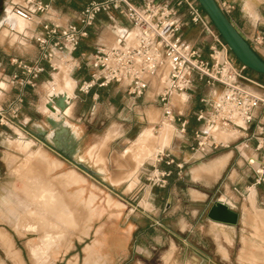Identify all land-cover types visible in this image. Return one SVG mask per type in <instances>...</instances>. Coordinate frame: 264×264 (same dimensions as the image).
I'll return each instance as SVG.
<instances>
[{"label": "rangeland", "instance_id": "rangeland-1", "mask_svg": "<svg viewBox=\"0 0 264 264\" xmlns=\"http://www.w3.org/2000/svg\"><path fill=\"white\" fill-rule=\"evenodd\" d=\"M9 1L0 0L2 34L9 32V27H24L8 6L4 10L3 4ZM250 1L264 6V0ZM109 35L110 30L104 28L101 36L112 38ZM10 40L9 35H0V63L4 70L10 68L12 72L15 67L9 63L11 55L3 58L5 52H12L8 43L23 46ZM93 40L94 36L88 37L84 47L90 50ZM79 63V67L70 63L74 79L76 71L85 73L84 64ZM51 77L40 78L34 90H27L14 123L0 124V264H85L88 256L91 264H264V181L253 185L246 165L238 172L247 179L241 187L238 184L240 194L229 193L237 198L234 205L239 213L238 222L230 225L206 217L207 203L224 198L221 179L209 183L208 179L202 180V174L192 176L196 169L210 168L213 161L226 157L218 156L228 151H233V161L237 156L232 144L204 156L195 153L197 157L185 160L177 152L192 155L186 144L193 142L192 128L196 123L189 117V128L179 138L176 123L161 122V110L153 101L152 90L147 91L148 97L133 98L123 86L110 83L94 99L89 92L74 88L77 111L82 115L77 120L70 115L80 132L72 157L94 171L88 173L38 136L35 140L25 121L28 114L43 120L44 83ZM5 82L6 86L0 82L1 87L5 86L4 90L0 88V110L12 95ZM246 84L253 90H262L253 83ZM59 88L53 86L50 90ZM200 89L204 91L205 87ZM27 97L32 105L26 103ZM171 100L179 109L188 106L189 112L201 104L193 94L182 103L176 94ZM150 113L155 117L149 119ZM166 124L172 125L169 141L173 134L174 140L163 147L164 155L159 160V153L146 151L141 142L148 143L149 137L154 141ZM148 125L153 126L151 136L146 131L149 135L145 132L138 139L139 132ZM214 132L227 135L230 131ZM92 144L98 146L90 158L86 150ZM224 161L217 169H210L211 180L219 174ZM225 175L226 169L222 177ZM193 189L209 198L191 200Z\"/></svg>", "mask_w": 264, "mask_h": 264}, {"label": "built area", "instance_id": "built-area-1", "mask_svg": "<svg viewBox=\"0 0 264 264\" xmlns=\"http://www.w3.org/2000/svg\"><path fill=\"white\" fill-rule=\"evenodd\" d=\"M216 1L228 16L232 5ZM9 6L35 27L31 34L35 54L8 58L15 67L7 78L12 95L0 110V124L8 126L17 120L27 90L35 89L43 73L51 75L67 62L77 67L82 62L88 76L77 83L79 92L88 93L110 83L123 86L133 98H142L152 90L161 122L176 123L178 132L183 133L187 119L175 109L171 96L191 89L199 80L214 87L215 93L199 98L201 105L193 112L197 126L190 150L204 156L232 144L237 158L251 172L252 184L264 181V84L245 76L246 67L234 63L227 45L196 0H144L141 7L132 0H88L74 20L65 22L44 16L49 14L48 1L11 0ZM178 7H183L190 22L209 37L206 57L181 36L182 22L174 17ZM113 12L125 17L129 30L118 32L111 45L97 44L77 60L74 52L89 36L96 17L105 14L111 18ZM252 42L260 46L263 36L255 34ZM246 82L262 90H253ZM216 129L229 130L234 137L225 142L216 140ZM158 153L162 160L163 151ZM234 190L240 194L237 188Z\"/></svg>", "mask_w": 264, "mask_h": 264}, {"label": "crops", "instance_id": "crops-1", "mask_svg": "<svg viewBox=\"0 0 264 264\" xmlns=\"http://www.w3.org/2000/svg\"><path fill=\"white\" fill-rule=\"evenodd\" d=\"M13 1L14 2H20V1H17V0H13ZM44 1H48V3H49V14H44V16H47V17H49V18H51L52 20H55V21L65 22V21L74 20L75 13L79 9H81L82 6L88 0H44ZM156 1H161V0H156ZM225 1H229L233 5V8H232L230 14L228 15V18L230 19V21L233 23V25L238 30V32L242 35V37L250 44V46L254 49V51L261 58L264 59V6L261 4L262 2H258V1L255 2V1H250V0H225ZM132 2L136 6L141 7L142 3L144 2V0H132ZM3 6H4V10H5V8L7 6L10 8L9 2L8 3L5 2L3 4ZM174 17L177 20H180L182 22V27H181V30H180L181 36L184 39L188 40L194 47H196L203 57H206L207 53H208L207 46H208V43L210 41L209 37L206 34L203 33V31L200 29L199 26H197V25H195V24L190 22L189 17H188V15L185 12V9L183 7H178V8L175 9ZM19 18L24 22V27H23L22 30H15L14 28L9 27V32H7L5 34H2L3 26L0 25V35L1 36L9 35L11 40L15 41V43H18L20 46H23V47H19L18 45H14V42H12L10 40L11 43L9 42L8 46L12 48V52L11 51L10 52H5L6 53L5 56L3 55V58H5V59H7L10 55H16L18 53H19L18 55H21V56H26V55L33 56L35 54V48H34V45H33L32 41H31V34H32L33 30L35 29V27L33 26V24L28 23L27 20H25V19H23L21 17H19ZM104 28L107 29V30L108 29L110 30V34L111 35H109V36L112 37V38H108L107 36L106 37H102L101 36V33H102ZM129 28H130V25H129L128 21L119 12H113L111 18L108 17L105 14H99L96 17V19L94 21V24L90 28V31H89V36L88 37L94 36V40H93L92 44L90 45V50H89V48L84 47V42L86 40H88V37H87V38L83 39L80 42L79 46L77 47V49L74 52V55L75 56H79L82 53H89V52H91L94 49V47L97 44L111 45L115 41L116 34H118V32H122L124 29H128L129 30ZM255 34H260V35L263 36V42H262V44L260 46L254 44L252 42V38L254 37ZM14 39H16V40H14ZM231 56H232V59L234 60V63L237 66H240L241 63L238 60H236V58L233 56V54H231ZM0 58H1V55H0ZM70 63L69 62L65 63L64 65L61 66L59 71L53 72L51 75L48 74L47 72L43 73L41 75L40 78H42L44 76H52L51 79H49L48 81H46L44 83V85H45V94L43 96V102H42V105H41L42 112H45V114H43V120L41 121V120L35 118L34 115H32V114L29 115L28 114V115L25 116V119H26L25 121H27L29 123V125H30L29 128L31 129L30 133L32 134V137L35 140H36L35 137L38 136V138H39V135L37 134V129L35 127L36 125L41 126V128L44 129V131H46L47 133L52 131L50 125L46 122V119H45L46 115L49 114L48 109H45L46 108L45 102H46V99H47L46 95H47L48 92L52 91V90H50L51 87H53V86L54 87H58V86L62 85V82L59 79L60 73L63 72L64 70H67L68 71V76L71 79L70 96H72V101L66 107V109L64 111V119H65V121H67L72 126V130L75 133V137H74L75 141H74V143L71 146V148H72L71 154H73V153L76 152V148H77L76 147L77 146L76 142H77L78 138L80 137V134H79L80 132L77 129L76 124H74V122H72V117L71 116L74 115L75 118H76L75 120H77V118H80L78 116L82 115V113L77 111L78 99L74 98L75 96L73 95V89L76 88L77 83L81 79L86 78L88 76V71H87L86 68L83 67L84 70H85V73L82 74V72L76 71L75 73H76V76H77L76 78L77 79H74L70 75V69H71ZM7 64H8V62H7ZM0 68L3 71V80H0V82H3L5 84V86H6V82L5 81H7L8 75L10 74L12 69H10V68L8 69L7 68L6 70H4V66L2 67L1 63H0ZM243 73H244L245 76H247V77H249V78H251L253 80H256V81H259V82L260 81H264L263 80L264 78L260 77L259 74L255 73V72H252V71L248 70L247 68H244ZM261 84H264V83L262 82ZM108 85H110V84H108ZM108 85L102 86V87H94V88H92L89 91L88 96L91 97V95H92V97L95 99L96 97L99 96L98 94L102 93L103 90L108 89L107 88V87H109ZM5 86H2V87L0 86V88L4 90ZM201 86L205 87L204 91H200L201 90L200 89ZM124 90H125V88H124ZM214 91H215L214 87L205 86L203 84V82H201L199 80H196L194 86L191 89H188V90H186L185 92H182V93H175V94L178 97L180 96V98H182V100H181V103H182V102H184L187 99V97H189V95L193 94L199 100V98L202 95H213L215 93ZM2 94H3V92L0 90V95H2ZM148 94H150V93H148ZM148 94L146 92L145 95H147V97H148ZM26 103H28L29 105L33 104L31 99H29L28 97L26 99ZM200 105L201 104H199L198 106H200ZM42 107L44 108V110L42 109ZM174 107H175L176 110L182 112L184 114V117H186V119H187L186 128H189V120H190V118L192 120H194V122L196 123V121L194 119L193 112L197 108L189 112L188 106H182L180 109L177 108L175 105H174ZM188 113H190V114H188ZM148 115H149L148 116L149 119H152V117H155L154 113H150ZM187 115H189V116H187ZM153 121L154 120H151V122H153ZM167 124L169 125V123H167ZM196 126H197V123L192 128V134H193ZM166 127H168L167 130H166ZM152 128H153L152 125H148L147 127H145L142 131L139 132L138 139L140 137H142V135H146L147 132L151 136ZM172 130H173V127H172L171 124H170V127L163 125V127L160 130V133H159L158 137L154 141H151V137H149L150 139H149L148 143L141 142V143H143L142 148L148 149L149 152L154 153V154L160 152L165 145H169L174 140V134H173L172 138L169 141V134H170V131H172ZM145 132H146V134H145ZM178 133H179V136H180L179 138H182L184 134L180 133V132H178ZM149 134H147V135H149ZM213 134H214L215 138L218 137L219 141H226V139H229L230 137H234V133L231 132V131L229 132V134H227V135L222 134L220 137L215 132H213ZM124 135H125V133H124ZM44 143H47V142H44ZM190 144H191V142H189L186 145L189 146ZM183 145H185V144H183ZM96 146H98V145L97 144H92V145H90L87 148L86 154L90 158H93ZM177 153H178V155L180 154V155H183L184 157H186V158H184L185 160H188L191 157H197V156H194V155H196L194 152H192V155H187V153H185L183 151H179ZM222 156H226L224 164L220 168L219 174L213 180H211V176L209 174L211 172H209V171H207L205 169L202 170V168L201 169L200 168L196 169V172L195 173L193 172L192 176L194 174H196L197 176L202 174V176H203L202 180L205 181V180L208 179L210 181L209 183H212V182L214 183V182H217V180L221 179L220 180V186H222V188L224 189V194H223L224 198L217 197L214 200H219V201L225 203L226 205H228L233 210L238 212V209H236L235 205H234V203H237V200H236L237 198H234L229 193L230 192H235L236 193V191L234 189L235 188L238 189V184H239V187H241V185L246 181L247 178L243 177V175H239V173H238L239 171L242 170V167L245 168V164L243 162H241V160H238L237 157H234L233 161H231V157L233 156V151H231V152L228 151L226 153L221 154L218 157H222ZM145 159H143L142 162ZM134 164H135V162H134ZM162 167L169 168L171 166H164L163 165ZM203 167H205V166H203ZM225 169H226L227 175L222 177V172L225 171ZM193 178H194V176H193ZM191 194L193 196V198H191V200H193V201L201 202V201H205V199L209 198V195H207L204 192L201 193L200 191H198L196 189L191 190ZM214 200L212 199V201L207 203V205H206L207 209H208V207L210 206V204Z\"/></svg>", "mask_w": 264, "mask_h": 264}, {"label": "water", "instance_id": "water-1", "mask_svg": "<svg viewBox=\"0 0 264 264\" xmlns=\"http://www.w3.org/2000/svg\"><path fill=\"white\" fill-rule=\"evenodd\" d=\"M202 10L210 18L214 28L221 36L233 56L246 68L258 74H264V59L261 58L250 44L242 37L235 28L228 16L222 11L216 0H196ZM46 106L49 114L46 115V122L52 131L46 132L41 126L36 125L37 134L42 142H47L52 149L63 154L76 166L88 173H94L80 160L72 157V144L75 141V133L72 126L65 121L64 111L72 101L71 97L65 94H54L48 92ZM206 217L210 220L235 225L238 222L239 214L225 203L214 200L206 210Z\"/></svg>", "mask_w": 264, "mask_h": 264}, {"label": "bare ground", "instance_id": "bare-ground-1", "mask_svg": "<svg viewBox=\"0 0 264 264\" xmlns=\"http://www.w3.org/2000/svg\"><path fill=\"white\" fill-rule=\"evenodd\" d=\"M58 76V75H57ZM59 79H60V81L62 82V85L60 86V88L58 89V90H52V91H50V93H54V94H56V95H58V94H65V95H67L68 97H71L72 98V96H70V86H71V79H70V77L68 76V71L67 70H64L63 72H61L60 73V77H59ZM175 97V96H174ZM46 102H47V99H46ZM46 102H45V106H46ZM71 103V102H70ZM69 103V104H70ZM175 103V102H174ZM46 109H48L47 108V106H46ZM48 111H49V109H48ZM167 126V125H166ZM167 128L168 127H166V130H167ZM223 130H225V129H223ZM223 132V131H222ZM221 132V133H222ZM219 134L218 136L220 137L222 134ZM158 148V147H157ZM156 149V148H155ZM154 149V150H155ZM146 151H149L148 149H146ZM151 153V152H150ZM147 155V154H146ZM226 157H223V158H221V159H217V160H215V161H213V163H211V165L209 166L210 168H207V169H205V170H207V171H209V172H211L210 171V169L212 170V169H217V167L221 164V161H223L224 159H225ZM220 160V161H219ZM32 167V166H31ZM206 168V167H205ZM201 169V168H200ZM202 170H203V168H202ZM57 179V178H56ZM53 180V179H52ZM51 180V181H52ZM54 181V180H53ZM52 184V183H51ZM55 186V185H54ZM58 188V187H57ZM60 188V187H59ZM51 189V188H50ZM52 190V189H51ZM50 190V191H51ZM54 190V189H53ZM42 191H44V190H42ZM48 191V190H47ZM59 193V192H58ZM45 194V193H44ZM50 194V193H49ZM48 194V195H49ZM60 194V193H59ZM63 194V193H62ZM52 195V194H51ZM50 195V196H51ZM49 199H51V197H49L48 196V200ZM63 199V198H62ZM63 201V200H62ZM66 201V200H65ZM67 202H65L64 204H66ZM63 204V205H64ZM62 205V206H63ZM67 207L68 206H70V205H66ZM75 206V205H74ZM64 208H66V207H64ZM68 209H70L69 207H68ZM77 209V208H76ZM71 210V209H70ZM63 211V210H62ZM28 212V211H27ZM61 212V211H60ZM67 212V211H66ZM72 212V211H71ZM64 213V212H63ZM87 213V212H86ZM32 214V213H31ZM62 214V213H61ZM75 214V213H74ZM27 215V214H26ZM73 215V214H72ZM76 215H79V214H77L76 213ZM28 216H30V215H28ZM75 216V215H74ZM58 217V216H57ZM67 217V216H66ZM70 217H71V215H70ZM77 217V216H76ZM61 218V217H60ZM71 218H74V217H71ZM67 219V218H66ZM73 220H75V219H73ZM29 221V220H28ZM31 221V220H30ZM57 221V220H56ZM62 221V220H61ZM69 221V220H68ZM71 222H72V220H71ZM74 222V221H73ZM69 223V222H68ZM76 223V222H75ZM28 224V223H27ZM65 224V223H64ZM45 225V224H44ZM49 225V224H48ZM47 225V226H48ZM50 226V225H49ZM38 227V226H37ZM52 228V227H51ZM96 259V258H95ZM85 264H91V260H90V257L88 256V258H86L85 259Z\"/></svg>", "mask_w": 264, "mask_h": 264}, {"label": "trees", "instance_id": "trees-1", "mask_svg": "<svg viewBox=\"0 0 264 264\" xmlns=\"http://www.w3.org/2000/svg\"><path fill=\"white\" fill-rule=\"evenodd\" d=\"M248 69V68H247ZM249 70V69H248ZM252 71V70H250ZM253 72V71H252ZM258 74V73H257ZM260 77L264 78V74H259Z\"/></svg>", "mask_w": 264, "mask_h": 264}]
</instances>
